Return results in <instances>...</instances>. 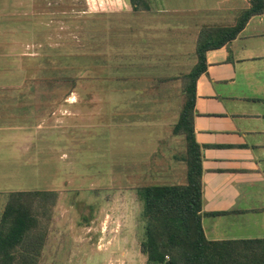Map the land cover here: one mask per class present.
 I'll return each instance as SVG.
<instances>
[{
	"label": "crops",
	"instance_id": "1",
	"mask_svg": "<svg viewBox=\"0 0 264 264\" xmlns=\"http://www.w3.org/2000/svg\"><path fill=\"white\" fill-rule=\"evenodd\" d=\"M85 1L88 12L97 9L105 17L99 32L110 49L105 52L107 63L127 68L115 74V80L128 81L136 73L134 79H144L150 90L138 93L135 83H127L125 90L103 86L82 93L73 88L24 87L25 48L42 41V0H0V106L18 107L26 114L39 111L36 123L23 127L21 141L14 134L12 141L0 135V154L21 149L31 164L36 154L32 149L41 151L44 145L45 151L47 144H60L58 125L70 133L66 144L74 142L72 134L78 142L81 135L76 130L88 129L86 123L93 119L105 128L113 121L114 129H122L120 104L126 106V117L135 119L132 113L140 111L136 97L148 91L149 98L155 99L147 100L146 106L157 107L162 101L156 102V97L165 95L170 83L164 82L189 74L196 65L202 29L233 27L250 6L249 0ZM133 64L138 70H133ZM120 95L129 100L119 103ZM193 113V137L201 156L200 214L205 238L214 242L264 239V12L252 16L233 40L205 52V72L195 83ZM4 125L0 124V133L10 129L8 122ZM148 186L157 185L139 188Z\"/></svg>",
	"mask_w": 264,
	"mask_h": 264
},
{
	"label": "rangeland",
	"instance_id": "2",
	"mask_svg": "<svg viewBox=\"0 0 264 264\" xmlns=\"http://www.w3.org/2000/svg\"><path fill=\"white\" fill-rule=\"evenodd\" d=\"M105 24V17L97 9L88 12L85 0H42V41L25 48L23 86L73 88L82 93L103 86L125 90L127 83H135L138 93H142L140 89L150 90L144 79H134L139 75L136 73L128 81L115 80L114 75L127 68L107 63L105 52L110 49L104 45V33L99 32ZM132 66L138 70L135 64ZM182 75L164 82L170 83L166 93L162 90L165 95L156 97V102L162 101L157 107L146 106L147 100L155 99L149 98L148 91L137 96L140 111L132 113L136 120L126 117V106L120 104L122 129H114L113 121L105 128L93 119L86 123L88 129L76 130L81 135L78 142L72 134L74 142L66 144L70 133L58 125L60 144H47L45 151L44 145L41 151L32 149L36 154L31 164L21 149L0 154V218L11 193L55 191L50 223L46 225L41 218L38 224V230L47 235L38 264H147L139 255L143 223L136 189L186 183V142L173 133L185 103ZM100 76L110 80H101ZM127 100L120 95L119 103ZM35 112L26 114L18 107L0 106V124L8 126V122L10 127L8 132L2 129L0 135L12 141L14 134L21 141L26 123L34 125L38 120L39 111ZM74 112L80 115V111ZM34 203L27 208L33 211Z\"/></svg>",
	"mask_w": 264,
	"mask_h": 264
},
{
	"label": "trees",
	"instance_id": "3",
	"mask_svg": "<svg viewBox=\"0 0 264 264\" xmlns=\"http://www.w3.org/2000/svg\"><path fill=\"white\" fill-rule=\"evenodd\" d=\"M249 5L233 27L202 29L196 46L197 63L182 77L185 103L173 133L186 142V184L137 189L143 223L140 253L147 264H264V239L214 242L205 238L200 214L201 156L192 124L195 83L205 72V52L233 40L252 16L264 12V0H249ZM54 194L35 191L9 195L0 218V264H38L47 238L38 224L41 218L46 225L50 223ZM33 202L36 208L31 211L27 206Z\"/></svg>",
	"mask_w": 264,
	"mask_h": 264
}]
</instances>
